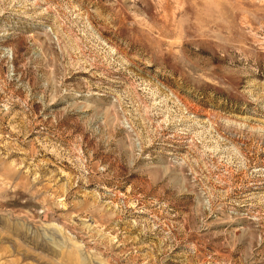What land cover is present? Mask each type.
<instances>
[{"label": "rangeland", "instance_id": "obj_1", "mask_svg": "<svg viewBox=\"0 0 264 264\" xmlns=\"http://www.w3.org/2000/svg\"><path fill=\"white\" fill-rule=\"evenodd\" d=\"M0 264H264V0H0Z\"/></svg>", "mask_w": 264, "mask_h": 264}]
</instances>
